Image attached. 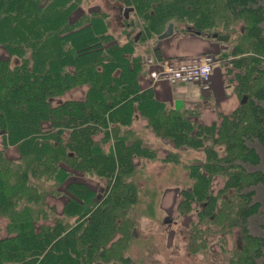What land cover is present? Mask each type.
<instances>
[{
  "label": "trees",
  "instance_id": "trees-1",
  "mask_svg": "<svg viewBox=\"0 0 264 264\" xmlns=\"http://www.w3.org/2000/svg\"><path fill=\"white\" fill-rule=\"evenodd\" d=\"M121 1L140 37L156 38L169 23L211 41L227 35L225 75L239 104L214 122L195 120L194 111L142 86L148 67L134 35L120 44L104 13L72 21L79 0H0V46L18 60L0 59V216L7 219L0 264H131L123 254L136 197L131 176L136 160L156 156L137 136L136 116L142 131L173 145L163 161L202 154L186 165L189 187L177 205L180 216L193 214L192 250L219 236L228 255L222 264H264V236L248 229L260 209L256 188L264 198V0ZM127 18L126 29L136 27ZM148 56L165 59L158 46ZM75 88L85 89L83 98L55 102ZM10 146L15 159L6 155ZM79 175L104 179L108 195L96 201ZM214 177L223 182L216 191ZM47 197L66 199L60 212ZM233 230L237 243L227 251Z\"/></svg>",
  "mask_w": 264,
  "mask_h": 264
},
{
  "label": "rangeland",
  "instance_id": "rangeland-1",
  "mask_svg": "<svg viewBox=\"0 0 264 264\" xmlns=\"http://www.w3.org/2000/svg\"><path fill=\"white\" fill-rule=\"evenodd\" d=\"M78 6V10L72 15V21L77 20L84 13L102 12L106 17L108 31L120 44L126 40L127 33L129 36L134 35V37L139 34L138 40L135 41L134 49L137 54L141 55L142 59L149 57L150 50L154 46H159L161 43H171L173 37L180 34L179 30L175 28L172 34L173 37L161 41L157 37L150 35L140 37V33L137 32L138 22H135L137 20L134 14L131 15V12L128 13L127 20L133 19L131 21L134 22L136 27L126 29L123 13L129 7L121 0H79ZM231 47V43L226 44L224 51L227 55L226 57L222 56L224 54L222 52L216 57L215 55H210L214 61H217L214 65H218L222 72H226L230 65L231 57L229 53L232 50ZM6 56L11 64L17 63L18 60L15 57H9L8 53ZM145 77L141 79L142 86L153 87L155 83L152 84L149 78L145 80ZM162 83L167 86L166 90L168 93H171L172 90L174 92L185 91L188 95L193 93L197 98H202L199 93L200 88H195L191 85L180 86L166 82ZM84 94L85 89L75 88L66 92L62 97L56 99L55 102L59 103L65 99H81ZM177 104L182 105L181 102ZM193 119H197V117L194 116ZM143 124L144 121L139 116H136L132 123L137 136L141 134L143 138L147 139V143L156 150H154L156 156L153 159L142 158L135 162L137 168L132 174L131 180L135 186L136 197H134L133 207L128 210L131 225L128 227L130 234L126 242V249L123 252L124 256L128 257L131 264H222V260L227 259L228 255L223 253L219 247L220 237L214 236L206 248L197 247L194 252L192 250L194 244L191 245L190 240L194 231L190 223L193 214L190 213L188 216L183 217L177 211V205L181 200L180 193L189 184L186 165L192 160V157L201 158L202 154L191 152L189 156L183 153V163H179V161L178 164L163 161L166 152L174 148L173 145L168 141L166 142L152 136L153 133L150 129L142 131L144 129ZM6 153L12 159L18 157V152L14 146L8 147ZM260 166L264 171V153ZM77 179L81 180L95 193L96 201H101L108 195L110 185L108 186L104 179L96 176L83 177L81 175ZM212 184L213 191H216L222 187L223 182L220 178L214 177ZM255 190L254 199L260 203V209L259 213L250 220L248 229L253 235L264 236V198L261 196L259 188ZM65 201V198L55 199L47 197L46 203L48 206L53 205L55 212H60ZM6 225L7 219L0 216V238L7 232L5 231ZM207 226V224L203 223L200 229H206ZM225 241V248L228 251L234 243H237L235 230L225 237Z\"/></svg>",
  "mask_w": 264,
  "mask_h": 264
},
{
  "label": "crops",
  "instance_id": "crops-1",
  "mask_svg": "<svg viewBox=\"0 0 264 264\" xmlns=\"http://www.w3.org/2000/svg\"><path fill=\"white\" fill-rule=\"evenodd\" d=\"M158 47L162 57L170 59L184 57L191 58L205 54L215 55L216 57L221 52L224 53L226 45L198 35L178 34L173 37L171 43H161ZM6 55L7 53L5 49L0 47V59H6ZM216 62L217 61H214V64ZM214 69L215 71H213L210 83V91L203 92L201 89V91L199 90L202 98H197L193 93L188 95L185 91L174 92V90H172L171 93H168L166 90L167 86L162 82L155 83L152 88L154 89L156 98L160 101L169 106L181 102L182 108L197 113V119L195 120H200L206 124L211 123L218 119V115H227L231 113L239 104V100L233 92L232 86L228 83L226 84L227 77L225 72H222L218 65H214ZM144 79L148 80L147 75ZM191 86L199 88L197 85L191 84ZM176 101L177 103H175ZM5 235L7 236V232H5ZM5 235L0 239L6 238Z\"/></svg>",
  "mask_w": 264,
  "mask_h": 264
},
{
  "label": "built area",
  "instance_id": "built-area-1",
  "mask_svg": "<svg viewBox=\"0 0 264 264\" xmlns=\"http://www.w3.org/2000/svg\"><path fill=\"white\" fill-rule=\"evenodd\" d=\"M145 65L149 68L147 77L151 83L166 82L171 85H197L203 92L210 91L214 60L205 54L191 58H170L155 61L148 57Z\"/></svg>",
  "mask_w": 264,
  "mask_h": 264
},
{
  "label": "water",
  "instance_id": "water-1",
  "mask_svg": "<svg viewBox=\"0 0 264 264\" xmlns=\"http://www.w3.org/2000/svg\"><path fill=\"white\" fill-rule=\"evenodd\" d=\"M131 8H127L124 10L123 16L125 18L128 17V13L131 11ZM173 24L169 23L166 27V29L164 30V32L162 34H160L157 39L158 40H164L169 38L172 34H173ZM195 35H200V33L196 32ZM139 38V34L135 35L134 40L137 41ZM211 38L215 39L217 42H227L229 37L227 35H217V34H212Z\"/></svg>",
  "mask_w": 264,
  "mask_h": 264
},
{
  "label": "bare ground",
  "instance_id": "bare-ground-1",
  "mask_svg": "<svg viewBox=\"0 0 264 264\" xmlns=\"http://www.w3.org/2000/svg\"><path fill=\"white\" fill-rule=\"evenodd\" d=\"M174 31V30H173Z\"/></svg>",
  "mask_w": 264,
  "mask_h": 264
}]
</instances>
